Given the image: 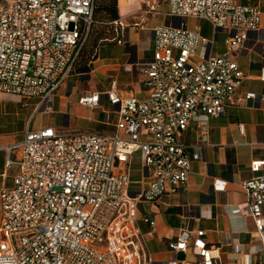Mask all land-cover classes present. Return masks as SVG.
Segmentation results:
<instances>
[{
    "label": "built area",
    "instance_id": "built-area-1",
    "mask_svg": "<svg viewBox=\"0 0 264 264\" xmlns=\"http://www.w3.org/2000/svg\"><path fill=\"white\" fill-rule=\"evenodd\" d=\"M95 5L96 0H0V94L38 100L50 111L57 92L78 72ZM157 6L149 12L158 13ZM167 15L173 21L153 31V58L138 66L143 99L120 95L112 78L107 93L79 100L90 109L104 99L116 107L115 134L64 135L54 128L25 134L20 159L7 162L19 168L14 184L0 193V264H222L203 231H186L168 244L184 259L155 262L138 225L139 205L186 189L191 162L181 138L193 123L206 143L210 119L226 106L264 103V96L237 95L245 77L236 57L258 31L261 11L236 0H168ZM188 19L231 32L226 52L212 55L214 40L190 31ZM113 26L126 31L120 21ZM124 69L132 72L133 66ZM259 79L264 82V69ZM136 155L142 178L135 183L139 191L132 192ZM249 168L255 177L243 189L254 245L248 253L243 246L234 251L245 257L238 264H264V159ZM142 220L155 229L154 220Z\"/></svg>",
    "mask_w": 264,
    "mask_h": 264
},
{
    "label": "crops",
    "instance_id": "crops-1",
    "mask_svg": "<svg viewBox=\"0 0 264 264\" xmlns=\"http://www.w3.org/2000/svg\"><path fill=\"white\" fill-rule=\"evenodd\" d=\"M236 1L261 11L258 31L248 35L243 51L236 57L245 77L237 95L264 96V82L259 79L264 69V0ZM152 4L158 5V13L149 12ZM118 9V21L125 26V33L107 34L106 39L87 46L81 69L57 92L50 111H45L38 100L0 94V193L14 184L19 168L7 162L20 159L18 146L27 132L54 128L66 133L63 126L72 130L85 125L86 133L113 135L117 132L118 109L107 99L95 109L86 108L79 104L80 98L86 94L104 95L112 78L117 81L120 95L138 99L146 96L138 66L153 58L154 29L173 21L167 15L168 0H118ZM188 22L195 24L189 28ZM186 23L190 31L214 40L212 55L226 52L231 32L215 31L206 21L188 19ZM127 65L133 66L132 72L125 71ZM181 142L191 162L186 189L139 205L138 225L146 237V248L157 263L184 259V254L170 252L168 244L186 231L193 235L203 231L204 242L217 250L222 264H238L245 257L235 253V246H243L248 253L254 245L255 226L249 217L243 184L255 177L249 168L251 162L264 159V103L251 100L245 106L228 105L221 116L210 119L206 143L201 141L194 123ZM6 148H10L9 152ZM135 164L137 168H133ZM130 178L132 192L139 191L135 184L142 178L138 155L133 159ZM221 183L224 188L217 187ZM145 217L155 221L154 230L143 222ZM1 218L0 205V222ZM188 258L194 259L192 255Z\"/></svg>",
    "mask_w": 264,
    "mask_h": 264
},
{
    "label": "trees",
    "instance_id": "trees-1",
    "mask_svg": "<svg viewBox=\"0 0 264 264\" xmlns=\"http://www.w3.org/2000/svg\"><path fill=\"white\" fill-rule=\"evenodd\" d=\"M94 16H95V20H94ZM94 16H93L92 27L94 26V24L99 23L104 26L108 25L111 31L110 30L105 31V29H103V31L98 34H94L95 32L93 31L91 36V32H92V27H91L90 35L82 50V54L78 62L77 69H81L80 67L83 65L82 64L83 54H84L83 52H85L87 46L91 45L93 42L98 43L100 40L106 39L107 34L119 33L113 26V24L119 20L118 0H96ZM96 21H100V22H96Z\"/></svg>",
    "mask_w": 264,
    "mask_h": 264
},
{
    "label": "rangeland",
    "instance_id": "rangeland-1",
    "mask_svg": "<svg viewBox=\"0 0 264 264\" xmlns=\"http://www.w3.org/2000/svg\"><path fill=\"white\" fill-rule=\"evenodd\" d=\"M94 20H95V16H94ZM96 22H100V21H96ZM194 22H188V25H189V28L190 27H192V26H194ZM95 26V27H94ZM94 26L92 27V32H91V36H92V33H93V31L95 32L94 34H98V33H100V32H102L103 31V29H105V31H108V30H110V27L107 25V26H104V25H101V24H99V23H96V24H94ZM94 28V29H93ZM111 31V30H110ZM83 83L84 82H81L80 83V88L82 89L83 88ZM77 85V84H76ZM103 121H104V116H103ZM112 119H113V117H111V121H112ZM64 127V130H65V132L66 133H62V134H64V135H72V134H75V133H86L85 131L87 130V127L85 126V125H82V127L81 128H71L72 130H70V128H66L65 126H63ZM74 131H79V132H74ZM91 132H95L94 130H90ZM69 132H73V133H69ZM133 168H137V165L135 164L134 166H133Z\"/></svg>",
    "mask_w": 264,
    "mask_h": 264
},
{
    "label": "water",
    "instance_id": "water-1",
    "mask_svg": "<svg viewBox=\"0 0 264 264\" xmlns=\"http://www.w3.org/2000/svg\"><path fill=\"white\" fill-rule=\"evenodd\" d=\"M87 71H89V70H87Z\"/></svg>",
    "mask_w": 264,
    "mask_h": 264
}]
</instances>
